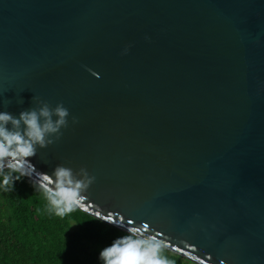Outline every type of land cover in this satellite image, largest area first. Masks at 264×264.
Returning a JSON list of instances; mask_svg holds the SVG:
<instances>
[{
	"label": "water",
	"instance_id": "obj_1",
	"mask_svg": "<svg viewBox=\"0 0 264 264\" xmlns=\"http://www.w3.org/2000/svg\"><path fill=\"white\" fill-rule=\"evenodd\" d=\"M39 101L69 116L31 181L83 167L78 209L264 264V0H0V111Z\"/></svg>",
	"mask_w": 264,
	"mask_h": 264
},
{
	"label": "clouds",
	"instance_id": "obj_2",
	"mask_svg": "<svg viewBox=\"0 0 264 264\" xmlns=\"http://www.w3.org/2000/svg\"><path fill=\"white\" fill-rule=\"evenodd\" d=\"M87 70L98 78V73ZM68 116L69 111L63 103L50 107L44 101L18 115L0 111V188L8 190L22 177L32 179L34 166L27 158L36 154L37 147L44 148L60 138ZM94 180L95 177L83 167L74 171L58 164L51 174H42L41 179L33 181L47 200L49 211L63 217L83 207L85 194ZM147 229L148 225L144 223L126 228L125 235L117 236L100 249L98 259L101 264H175L161 255L167 247L166 242L158 238V234H148Z\"/></svg>",
	"mask_w": 264,
	"mask_h": 264
},
{
	"label": "trees",
	"instance_id": "obj_3",
	"mask_svg": "<svg viewBox=\"0 0 264 264\" xmlns=\"http://www.w3.org/2000/svg\"><path fill=\"white\" fill-rule=\"evenodd\" d=\"M125 234L78 208L56 216L27 177L0 188V264H101L100 249ZM161 255L195 264L166 249Z\"/></svg>",
	"mask_w": 264,
	"mask_h": 264
},
{
	"label": "snow or ice",
	"instance_id": "obj_4",
	"mask_svg": "<svg viewBox=\"0 0 264 264\" xmlns=\"http://www.w3.org/2000/svg\"><path fill=\"white\" fill-rule=\"evenodd\" d=\"M106 218H107L108 220H109V219H112V217H110V215H109V216H107Z\"/></svg>",
	"mask_w": 264,
	"mask_h": 264
}]
</instances>
